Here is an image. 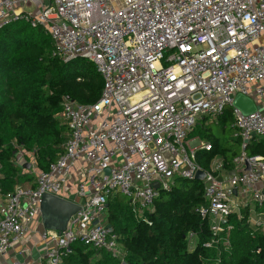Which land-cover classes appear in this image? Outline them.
Returning <instances> with one entry per match:
<instances>
[{"label":"built area","instance_id":"obj_1","mask_svg":"<svg viewBox=\"0 0 264 264\" xmlns=\"http://www.w3.org/2000/svg\"><path fill=\"white\" fill-rule=\"evenodd\" d=\"M17 19L50 36L54 56L92 62L103 85L95 103L64 100L62 153L34 173L32 186L17 185L0 199V258L22 243L44 195L78 208L62 231L43 232L36 261L9 264H62L75 242L119 256L107 226L109 197L126 196L140 215L153 209L158 189L194 179L196 150L211 144L190 143L188 135L199 119L227 107L242 151L232 174L220 159L205 171L207 205L199 214L213 235L205 246L239 203L264 207V154L245 152L252 138H264V0H0V29ZM236 95L250 98L255 112L233 108ZM16 157L23 164L22 153Z\"/></svg>","mask_w":264,"mask_h":264},{"label":"trees","instance_id":"obj_2","mask_svg":"<svg viewBox=\"0 0 264 264\" xmlns=\"http://www.w3.org/2000/svg\"><path fill=\"white\" fill-rule=\"evenodd\" d=\"M53 51L50 36L23 19L0 29V199L17 185L31 183L33 168L46 170L62 153L68 135L61 115L64 100L91 104L99 99L103 81L95 65L80 57L63 61ZM208 119H199L188 135L211 144L210 150H196L197 163L209 171L211 161L220 159L229 172L240 152L206 134ZM213 119L232 129L230 107ZM18 152L30 169L16 162ZM245 152L264 154V138H252ZM203 192V181L175 178L169 189H158L153 209L140 215L126 196L114 193L106 219L118 237L120 255L75 242L62 264H264V229L249 225L246 205L239 216L231 212L216 240L205 246L213 235L210 220L199 214L207 205ZM261 211L264 207L255 208Z\"/></svg>","mask_w":264,"mask_h":264},{"label":"water","instance_id":"obj_3","mask_svg":"<svg viewBox=\"0 0 264 264\" xmlns=\"http://www.w3.org/2000/svg\"><path fill=\"white\" fill-rule=\"evenodd\" d=\"M231 105L233 108L239 110V112L243 115H248L256 110L254 102L250 98L243 95H236ZM23 167L30 169L31 165L26 163L23 164ZM232 172L233 171H230L231 174ZM106 173H108V170H106ZM204 178L205 171L203 169H199L196 172L194 179L203 181ZM152 186L157 189L158 183L155 182ZM77 208V205L70 201L51 195H44L40 203L41 221L47 230H56L60 232L64 229L68 218L76 212ZM107 226L109 227L110 225Z\"/></svg>","mask_w":264,"mask_h":264},{"label":"crops","instance_id":"obj_4","mask_svg":"<svg viewBox=\"0 0 264 264\" xmlns=\"http://www.w3.org/2000/svg\"><path fill=\"white\" fill-rule=\"evenodd\" d=\"M228 176L229 173H227L226 171V173H220L219 177L224 180ZM21 185L26 187L32 186L33 181L31 183L25 182ZM46 230L47 229L41 221V217H38L34 221L31 230L25 235V238L22 243L14 246L7 253H5L4 256L0 258V264H9L13 259L31 260L33 262L36 261V258L42 253H44L45 250L46 243L41 239V235Z\"/></svg>","mask_w":264,"mask_h":264},{"label":"rangeland","instance_id":"obj_5","mask_svg":"<svg viewBox=\"0 0 264 264\" xmlns=\"http://www.w3.org/2000/svg\"><path fill=\"white\" fill-rule=\"evenodd\" d=\"M211 121V122H210ZM209 122V123H208ZM204 128H206V134L211 135L218 143L219 145H223V144H227L230 146H233L234 149L238 150L239 152L242 151V146L241 143L239 141H235L234 140V133L233 130L230 128L229 123H225L224 125H220L218 124V122L216 121V119L210 120L208 119L206 121V123H204ZM188 141L190 143H197L198 141H203L201 139H199L198 137H193L190 136L188 138ZM206 142V141H203ZM246 152H248V150H246ZM35 171L34 168L33 170L30 172L31 176L34 178L35 176ZM33 181V180H32ZM31 181V182H32ZM244 204L248 207V211H247V217H248V222L250 226H254L256 224H258V222H264V211H262V214H258L255 213V205L252 202H247ZM244 204L239 203V206L236 209H233L232 212H235L238 216L240 215V213L242 212V207H244Z\"/></svg>","mask_w":264,"mask_h":264}]
</instances>
